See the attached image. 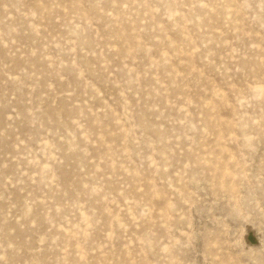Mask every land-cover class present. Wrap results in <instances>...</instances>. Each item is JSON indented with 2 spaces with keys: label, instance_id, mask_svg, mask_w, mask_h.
<instances>
[{
  "label": "rangeland",
  "instance_id": "obj_1",
  "mask_svg": "<svg viewBox=\"0 0 264 264\" xmlns=\"http://www.w3.org/2000/svg\"><path fill=\"white\" fill-rule=\"evenodd\" d=\"M0 264H264V0H0Z\"/></svg>",
  "mask_w": 264,
  "mask_h": 264
}]
</instances>
